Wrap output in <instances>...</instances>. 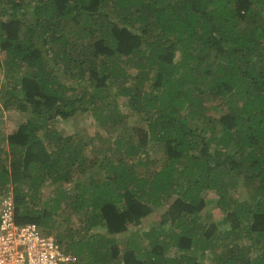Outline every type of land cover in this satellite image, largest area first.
<instances>
[{
  "label": "trees",
  "instance_id": "obj_1",
  "mask_svg": "<svg viewBox=\"0 0 264 264\" xmlns=\"http://www.w3.org/2000/svg\"><path fill=\"white\" fill-rule=\"evenodd\" d=\"M3 95L0 197L75 264H264V0H0Z\"/></svg>",
  "mask_w": 264,
  "mask_h": 264
},
{
  "label": "built area",
  "instance_id": "obj_2",
  "mask_svg": "<svg viewBox=\"0 0 264 264\" xmlns=\"http://www.w3.org/2000/svg\"><path fill=\"white\" fill-rule=\"evenodd\" d=\"M77 256L64 249L54 234L35 223L18 224L14 202L7 193L0 197V264H75Z\"/></svg>",
  "mask_w": 264,
  "mask_h": 264
},
{
  "label": "rangeland",
  "instance_id": "obj_3",
  "mask_svg": "<svg viewBox=\"0 0 264 264\" xmlns=\"http://www.w3.org/2000/svg\"><path fill=\"white\" fill-rule=\"evenodd\" d=\"M2 91L4 94H7L8 88H4ZM6 98H7L6 95L0 96V132L4 134V138H6L8 133L15 130V127L19 119L18 112H16L13 109H6L3 106V102L6 100ZM52 127L62 132L64 135L66 134L73 135L75 132H78L79 134L86 133L88 135L94 136L96 133L98 134L103 133L102 130L97 128L94 119L89 114H83V113L78 114L75 117H72L65 121L64 120L55 121ZM155 150L157 149H154L153 151ZM157 154L159 155V153ZM236 192L237 194L235 195L232 194V197H234L235 199L239 198L240 200L246 199L247 196L245 191H241L237 189L235 190V193ZM206 195L209 196V194ZM207 209H209V211L206 213L204 210H203L204 212L202 211L205 214V220L218 222L219 217H221V211L217 208H213L210 205L207 206ZM161 210H163V208L161 207L158 208L157 210H154V213L151 218H143L139 225L134 227L130 226L129 229H137V228L148 229L151 223H157L160 220V214L162 213ZM54 221L55 224L54 227L52 228V232H53L52 234H54L55 237L61 236L63 234H69L71 231H74V229L77 228L79 229L81 226V220L78 219L75 221L69 214L66 215V219L55 216Z\"/></svg>",
  "mask_w": 264,
  "mask_h": 264
},
{
  "label": "crops",
  "instance_id": "obj_4",
  "mask_svg": "<svg viewBox=\"0 0 264 264\" xmlns=\"http://www.w3.org/2000/svg\"><path fill=\"white\" fill-rule=\"evenodd\" d=\"M138 230H146V229H140V228H137ZM132 230H134V229H132Z\"/></svg>",
  "mask_w": 264,
  "mask_h": 264
}]
</instances>
